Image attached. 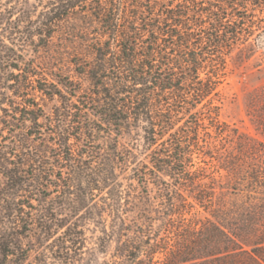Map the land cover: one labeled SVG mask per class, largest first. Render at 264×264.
Wrapping results in <instances>:
<instances>
[{"label": "trees", "instance_id": "16d2710c", "mask_svg": "<svg viewBox=\"0 0 264 264\" xmlns=\"http://www.w3.org/2000/svg\"><path fill=\"white\" fill-rule=\"evenodd\" d=\"M34 2L0 1V264H264V86L262 140L218 90L264 0Z\"/></svg>", "mask_w": 264, "mask_h": 264}, {"label": "rangeland", "instance_id": "374dc122", "mask_svg": "<svg viewBox=\"0 0 264 264\" xmlns=\"http://www.w3.org/2000/svg\"><path fill=\"white\" fill-rule=\"evenodd\" d=\"M1 3L15 4L16 1L34 4V0H0ZM37 9H40L37 7ZM264 15V14H263ZM260 12L251 13L254 18L263 16ZM23 30V26H21ZM256 54L249 59H243L242 53H234L228 61L227 74L218 90L221 94L219 119L230 127L237 129L242 135L262 140L246 115V99L255 89L264 86V34L252 40ZM201 217L207 216L200 211ZM109 259L108 255H96V261L101 264Z\"/></svg>", "mask_w": 264, "mask_h": 264}]
</instances>
